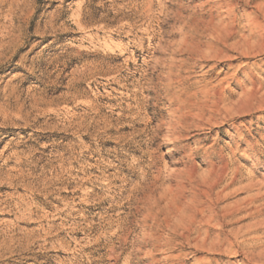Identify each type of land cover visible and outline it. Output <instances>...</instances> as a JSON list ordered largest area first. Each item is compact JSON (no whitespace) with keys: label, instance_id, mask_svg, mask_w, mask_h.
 <instances>
[{"label":"rangeland","instance_id":"374dc122","mask_svg":"<svg viewBox=\"0 0 264 264\" xmlns=\"http://www.w3.org/2000/svg\"><path fill=\"white\" fill-rule=\"evenodd\" d=\"M0 264H264V0H0Z\"/></svg>","mask_w":264,"mask_h":264},{"label":"bare ground","instance_id":"6f19581e","mask_svg":"<svg viewBox=\"0 0 264 264\" xmlns=\"http://www.w3.org/2000/svg\"><path fill=\"white\" fill-rule=\"evenodd\" d=\"M179 82V80H176L175 83L177 84ZM186 121V118L183 117V116H176L175 118V121H174V124H169L168 128H169V131L172 132V135H173V142H177V141H181L183 140V134L180 130V128L184 125V122ZM169 200V199H168ZM208 202V201H207ZM168 203V202H167ZM172 203V202H171ZM203 204V203H201ZM157 205V204H156ZM194 206V205H193ZM204 206V205H203ZM200 207V206H199ZM159 208V206H158ZM157 208V210L159 211V209ZM151 209V208H150ZM191 211V210H190ZM203 210L198 208L196 210H193L192 213H190L191 215L186 219V221H184L183 224H180V223H175L173 225V227L171 226L172 230L174 231L173 233H175L177 230H179V228H185L186 231L188 230V227L186 226V223L189 222L188 220H192V219H195L196 216L198 214H200ZM208 212V211H207ZM165 213L169 216L170 215V210L167 208V210L165 211ZM161 214V213H159ZM157 216L156 213H153L152 214V217L155 218ZM181 220L182 221V218L178 217V220L177 222ZM184 220V219H183ZM224 240V239H223ZM225 242V241H224ZM224 242H221V243H224ZM222 245V244H221ZM224 245H226L224 243ZM227 246V245H226ZM227 248V247H226ZM228 249V248H227ZM226 250V249H225Z\"/></svg>","mask_w":264,"mask_h":264}]
</instances>
